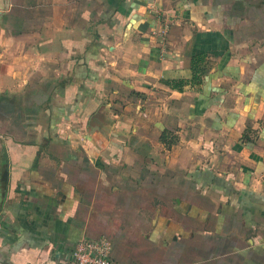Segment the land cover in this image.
<instances>
[{
    "label": "crops",
    "instance_id": "crops-1",
    "mask_svg": "<svg viewBox=\"0 0 264 264\" xmlns=\"http://www.w3.org/2000/svg\"><path fill=\"white\" fill-rule=\"evenodd\" d=\"M83 237L264 264V0H0V264Z\"/></svg>",
    "mask_w": 264,
    "mask_h": 264
},
{
    "label": "built area",
    "instance_id": "built-area-1",
    "mask_svg": "<svg viewBox=\"0 0 264 264\" xmlns=\"http://www.w3.org/2000/svg\"><path fill=\"white\" fill-rule=\"evenodd\" d=\"M111 246L104 238L79 239L67 256L57 255L43 264H115L110 256Z\"/></svg>",
    "mask_w": 264,
    "mask_h": 264
},
{
    "label": "trees",
    "instance_id": "trees-1",
    "mask_svg": "<svg viewBox=\"0 0 264 264\" xmlns=\"http://www.w3.org/2000/svg\"><path fill=\"white\" fill-rule=\"evenodd\" d=\"M193 70H194V68H193ZM170 144V143H169Z\"/></svg>",
    "mask_w": 264,
    "mask_h": 264
},
{
    "label": "water",
    "instance_id": "water-1",
    "mask_svg": "<svg viewBox=\"0 0 264 264\" xmlns=\"http://www.w3.org/2000/svg\"><path fill=\"white\" fill-rule=\"evenodd\" d=\"M4 179V178H3Z\"/></svg>",
    "mask_w": 264,
    "mask_h": 264
}]
</instances>
